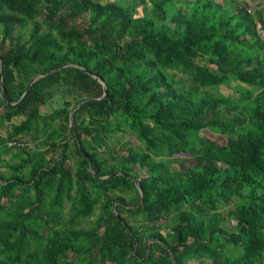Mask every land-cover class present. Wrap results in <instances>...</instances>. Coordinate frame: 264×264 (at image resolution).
Segmentation results:
<instances>
[{"label":"trees","instance_id":"obj_1","mask_svg":"<svg viewBox=\"0 0 264 264\" xmlns=\"http://www.w3.org/2000/svg\"><path fill=\"white\" fill-rule=\"evenodd\" d=\"M222 1L0 0V264H264V8Z\"/></svg>","mask_w":264,"mask_h":264},{"label":"rangeland","instance_id":"obj_2","mask_svg":"<svg viewBox=\"0 0 264 264\" xmlns=\"http://www.w3.org/2000/svg\"><path fill=\"white\" fill-rule=\"evenodd\" d=\"M215 1L221 2L222 0H215ZM233 1L234 0H231V2H228L226 4V7H230L231 4L234 3ZM238 1H241V2L243 1L244 3H248L251 6V8H253V9H256L257 6H255V5H257V3L260 2L262 8H264V0H238ZM137 10H138V14L143 13V9L141 6H139ZM8 47H9V43H8ZM209 68L214 69L213 66H209ZM236 86H237V84L235 82H232L229 85H225V86H221V87L217 88L215 90V92L219 93V94H223L225 96H228V95L235 96L237 94ZM3 113H4V108L0 107V118L2 117ZM23 119H24V117L18 116V117H15L10 123H8L6 121H3L1 123V121H0V124H2V125H0V134L2 136L3 135L5 136V133L9 129L11 124H19ZM201 134L210 141L217 142L218 144L225 143V136L222 135L221 133L213 132V131H210L207 129V130H203V132H201ZM123 139L124 140H131V141H134L135 143H137L136 140H134L131 136L129 137V136L124 135ZM21 141L24 143L30 144L32 146L34 145V143L31 142V140H29L28 138H25V137L21 138ZM114 142H113V144H114ZM1 158H2V160H5V161L10 160V156H8V155L2 156ZM134 172L137 173L138 169L134 168ZM97 214H98V212L95 213V216L93 218H95L97 216Z\"/></svg>","mask_w":264,"mask_h":264},{"label":"water","instance_id":"obj_3","mask_svg":"<svg viewBox=\"0 0 264 264\" xmlns=\"http://www.w3.org/2000/svg\"><path fill=\"white\" fill-rule=\"evenodd\" d=\"M0 62H1V64H2V58H1V56H0ZM62 68H64V66L59 67V68H56V69H53V70H51L49 73H55V72L61 70ZM1 77H2V70L0 69V79H1ZM36 79H37V77H34V78L32 79V81L27 85V88H26L25 92L23 93V95L21 96L20 100H22V99L25 97V95L28 93V91H29V89H30L32 83H33ZM101 82H102V81H101ZM1 93H2V95L4 96V98L6 99L7 103H10V100H9V97H8V95H7V93H6V90H5V88H4L2 85H1ZM106 93H107V91H106V88L104 87V95H106ZM13 105H15V104H13ZM79 105H80V103L77 104V105L72 109V111L70 112L69 126L72 128L73 131H75V129H74V125H73V113H74V111H76V109L78 108ZM114 175H116V174H114ZM114 175H113V176H114Z\"/></svg>","mask_w":264,"mask_h":264},{"label":"built area","instance_id":"obj_4","mask_svg":"<svg viewBox=\"0 0 264 264\" xmlns=\"http://www.w3.org/2000/svg\"><path fill=\"white\" fill-rule=\"evenodd\" d=\"M23 145H25V143L22 142V141H15V140H13V141H9V142H8V146H9V147H15V146H20V147H22Z\"/></svg>","mask_w":264,"mask_h":264}]
</instances>
